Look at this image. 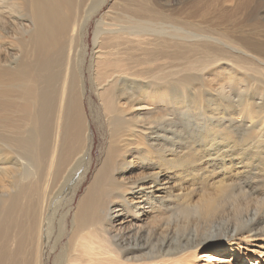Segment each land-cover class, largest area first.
<instances>
[{
    "label": "bare ground",
    "instance_id": "6f19581e",
    "mask_svg": "<svg viewBox=\"0 0 264 264\" xmlns=\"http://www.w3.org/2000/svg\"><path fill=\"white\" fill-rule=\"evenodd\" d=\"M108 2L0 0V44L9 37L7 43L11 40L20 55L13 59L9 52L0 54V264H48L50 250L66 236L71 254L66 264H81L84 256L102 253L117 264H197L195 259L202 256L209 264L222 260V253L258 264L247 254L256 244L264 255V216L257 215L264 211L263 188L260 183H231L233 171L226 176L235 165L231 159L222 161L223 150L238 140L230 125L203 134L204 150H214L213 158L183 151V144L173 141L184 118H172V110L156 121L149 117L161 102L176 104L177 89L192 94L201 83L190 76L178 78L177 72L194 67L202 71L236 58L225 49L216 50L214 43L238 51L246 46L256 53L253 50L264 52V42L241 39L232 28L224 31L196 8L182 15L184 11L153 0H114L109 9L120 11L113 18L108 10L97 21L89 53L84 34L90 19ZM18 8H26L32 21L26 37L23 27L10 22ZM107 17L117 22L108 23ZM199 53L210 56L196 65ZM236 59L235 64L241 62ZM235 66L243 68V61L231 64ZM87 81L101 102L109 131L99 158L94 157L96 133L87 109ZM195 98L202 107V93L196 91ZM211 160L219 161L215 166L224 171L220 180H215L218 170ZM93 164L96 168L77 200ZM237 164L246 169L259 165L264 171V152ZM239 196L256 203L247 208ZM182 211L193 215L203 230L212 223L226 225L231 238H209L206 245L176 240L174 246V230L165 219L170 212ZM155 220L159 224L143 228ZM153 233L158 240L149 247L146 240ZM238 233L249 234L246 241L238 242ZM206 250L212 252L204 255Z\"/></svg>",
    "mask_w": 264,
    "mask_h": 264
},
{
    "label": "rangeland",
    "instance_id": "374dc122",
    "mask_svg": "<svg viewBox=\"0 0 264 264\" xmlns=\"http://www.w3.org/2000/svg\"><path fill=\"white\" fill-rule=\"evenodd\" d=\"M137 1H141V0H137ZM154 1L157 4L160 3V5L161 3L162 4L166 3L170 8H176L178 9V11L180 9L179 12L184 11L182 15H185V13H188L193 8H196V10L199 12L201 16H205L208 19V21L215 22L216 24L214 25L219 26L222 30L229 31L231 30L230 28H232V31H236V33L238 34V37L241 39H245L246 41L252 42L254 44L264 42V0H153V2ZM111 4H115L114 0H109L108 4L105 5L99 11H97L94 14V16L90 19V22H89L90 24L88 25V29L86 30L84 34V39L87 44L89 53L92 52V49H91L92 48V38H93V31L95 29V25L97 21H99L102 18V16L108 10H110L109 6ZM17 10H19L17 11L18 13L16 12L14 13V16L12 15V18H10V22L13 23V26L16 25V27H21V28L23 27L24 31L22 33L26 37L27 30L32 27V24H31L32 21L30 23L31 19H29L30 17L28 13H26L27 11L26 8H18ZM110 11H111L110 17L113 16V18H115L117 17L115 13H118V11L120 10H118L117 8H114ZM7 17L8 16H6V18ZM110 17H107L106 19L108 23L117 22V21L114 22V19ZM6 18L4 20L9 21V19H6ZM14 18H15L14 20L15 24L13 22ZM8 40H9V37H8ZM8 40L5 39V41H2V43L3 42L5 43L0 44V51L2 49L1 51L2 53L0 54L7 55L9 52L13 59L15 58V56L19 58L20 55L17 54L18 52L15 53L16 49H14L13 45L10 44L11 40L9 41L10 43L9 42L7 43ZM214 48L216 50L220 49L221 51H224L225 49V53L229 54L231 57H236L238 60H241V62H237L235 64L233 60H235L236 58L235 59L231 58L232 61L224 60L225 61L224 63L223 61H220L221 63L215 64L214 67H212L213 65L208 66L207 67L208 70L205 69V70L200 71L199 68L195 69L194 67L190 69L188 68V69L181 70L182 72L179 71L180 73L177 72V75H176V77L179 76L181 78L182 76L183 77L190 76L192 79L194 78L195 80H198L201 82L196 87V91L202 93V96L205 99L204 101L202 100V107L200 106L199 101H197L195 98V95H196L195 90H192V94L191 93L189 94V93H185L186 89L184 88L180 92H178L179 90L177 89L176 94L180 96L177 100V103L176 104L171 103V105H169V103L166 104L164 102H161L160 104H157L156 107L154 106V108L152 109V111L154 112L152 116L149 117V119L150 121H156L157 118L159 119L160 116L161 117L166 116V114L172 110V113H173L172 118H176L177 116H179L180 118H184L183 122L179 123V126L182 128L181 132L179 135L175 136L176 138H173V141L179 145L183 144V146L185 147L183 148V151L191 149L195 151L196 155L200 154V156H205V155L210 154L211 157L213 158H215L214 156H216L214 150L212 151L204 150L205 146L203 145L204 143L203 134H205L208 128L212 130H217V129H222V128L227 129L230 125L231 131H233L236 135L235 134L233 135V132L231 131L230 132L232 133L233 136H236L235 139H238V140L236 141L237 143H235V145H232V146L229 145L225 150H223L225 151V154L223 156L224 160L222 161L228 162V160L231 159L232 163L235 165L231 170L227 171L229 173H227L226 176L228 175L230 176V172L233 171V177L231 180V183L233 182V184H235L236 182L238 183V181H240L239 183L242 184L243 186L249 185V187L250 186L252 187L253 185H258L260 183L261 184L260 187L263 188L262 193L264 194V171L260 169V166L259 165L257 166L255 165L256 167L248 166L246 169L244 168L246 165H243V164L236 165L238 161L246 160L254 152L258 154L259 152H264L263 150L264 149V52L259 51V50H253L256 52V53H253L252 50L250 51L246 46L239 47L238 48L240 51L239 52L238 50H231L225 47L223 48V46L218 43H214ZM240 48L242 51L240 50ZM243 51H245V53ZM201 55L202 53L198 54L199 57L198 56L197 57H198L199 62L197 60L196 65L210 56V55L208 56L202 55L204 56L202 57ZM246 55H249V56H246ZM197 57H195L194 59H196ZM88 60H89V57H88ZM180 61L181 59L176 60L177 63H179ZM242 61L244 64L243 68L236 69V66L234 68H231V64L237 65L238 63H242ZM245 63L246 64L249 63V64H247L246 66ZM87 67H88V64H86L84 71L86 73V77L88 78L89 72H88ZM179 67H182V66H179ZM186 71L188 72L190 71L189 74L191 75H188L187 74L188 72L186 73ZM86 87H87L86 103L88 105L87 106L88 114L90 118H92L94 121L92 123V126L96 133V144H95V150H94V157L99 158L103 155V151L105 149V146L107 145L109 131H108V126L105 124L104 113L102 112V109L100 107L101 102L97 98L96 93L93 90H91L89 81H87ZM200 89H202L203 91ZM188 90L191 91L190 86ZM183 91L185 92L183 93ZM184 94L188 95V98L187 96L185 97ZM248 101H249V105H247ZM207 102H208V105H207ZM169 106L171 107V109L168 108ZM256 109H260V110H256ZM212 114H214L215 116L214 115L212 116ZM220 115H223V117ZM188 117H191V119L190 118L188 119ZM186 121L189 122L188 123L189 126L185 125L183 127L182 123ZM250 134H251V138H250ZM253 134H255L257 137L255 135L253 136ZM255 139L258 141H255ZM162 141L165 143L166 137H164ZM250 142H252V144ZM242 143H245V144H242ZM255 147L258 149H256ZM258 157L259 159L262 158V156L260 155H258ZM218 162L212 161V160L209 162V164H211L213 168H216L218 170L216 171L215 180H218V178L220 180L222 176H224L223 175L224 171L222 170V168L220 166H215V164L219 165ZM95 168H96V164L95 165L93 164V168L91 172L89 173L88 178L83 183L78 193L77 200L82 194V192L84 191L89 181L88 179H90L91 174H93ZM239 198H242L241 203L245 204L247 208L253 207L254 204L256 203L255 200L254 201L251 199L248 200L249 198H247V200H243L245 199L244 197L239 196ZM77 200L75 201L74 204H76ZM257 206L259 207L258 204ZM169 214H171L170 216H168L169 219L167 218L165 219V221H170V222H165V224L170 223L171 228L174 230V234L172 235V238H171L172 240L170 239L171 243L174 246L178 245L176 240H178V243L180 244L187 243L188 245V244H194L198 242L199 245H206L207 243L212 242V241L225 242L227 239L229 240V238H231L230 237L231 233L227 232V227H225L226 225L224 224L221 225V224L212 223L210 226H207L208 229L203 230L204 227L202 226V224H198L196 222L197 220L193 215L188 217L189 212L182 211L176 214L170 212L167 215ZM244 214H246V212H244L243 210L241 213H239V216L241 215V217H243ZM263 214H264V211L258 210L257 212L258 217L264 216ZM254 222L256 221L253 220L250 223L246 222V224L251 225V223L253 224ZM145 223H150V225L144 224L143 228L156 226L157 224H159V221L155 220V221H148ZM195 224L197 225V228H195ZM212 229H215V230H212ZM195 232H196V235H195ZM201 235L204 237H202ZM247 235L249 234L238 233L236 236H234V238H240V240H237V241L244 242L246 241L248 237ZM209 238H212V240L208 242L207 240ZM157 240L158 238L156 234L153 233L148 236L146 241L148 242L149 247H151L153 243L155 244L157 243ZM189 240H191L193 243ZM204 241H207V242H204ZM262 243L263 242H257V244L259 245ZM64 248H65V251H62ZM251 248L254 250H253V253L247 254L248 257H251L253 260L258 262V264H264V257H263L264 255L260 253L262 249L256 246V244H253ZM192 250L193 248L189 249V251H192ZM93 252L97 253L96 250ZM210 252L212 251L206 250L203 254L207 255ZM246 252L247 250H243L242 254H245ZM226 254L227 253H222L221 259L223 261L214 260L215 262L213 261V262H210L209 264H229V263L241 264L242 263L241 260H243V258H240V256H234L231 253H229V255H226ZM223 255L225 258H223ZM70 256L71 254L69 253V250L67 249V236H66L64 237L61 244H59L55 249L50 250V253L47 258L48 264H57V263L66 264L64 263V261H67V259ZM176 256L178 255H174L173 258H176ZM91 257L92 258L89 259L88 257L86 258L84 256V259H83L84 262L82 261L81 264L82 263L83 264H117V262L114 259H112V257H110L107 253L93 254ZM195 262L197 264H207L208 263L206 256L196 258ZM242 264H244V262Z\"/></svg>",
    "mask_w": 264,
    "mask_h": 264
}]
</instances>
